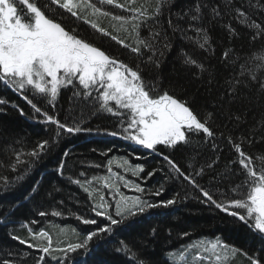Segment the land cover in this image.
<instances>
[{"label":"snow or ice","instance_id":"6c2138e0","mask_svg":"<svg viewBox=\"0 0 264 264\" xmlns=\"http://www.w3.org/2000/svg\"><path fill=\"white\" fill-rule=\"evenodd\" d=\"M174 2L175 0H157L155 9L149 13L147 9L135 6L137 0H124L123 3L118 0H0V86L20 94L34 116L42 117L46 124L55 125L57 138L39 141L29 152L13 150L14 158L0 160V167L18 173L15 184H19L31 174L34 165L55 148L62 134L95 132L120 137L158 155L168 166L169 179L186 182L198 193L201 203L219 210L226 218H230L226 219L227 224L246 228L249 234L259 241V247L252 255L242 248L226 243L218 236L212 240L196 241L187 245L180 253L184 264H231L232 258L238 254L245 256L248 264H264V156L259 157L257 163L242 147L245 138L233 140L231 136L225 137L237 156L230 165L236 167L226 165L222 172L213 176L216 183L211 188L202 187L196 177L202 175L205 169L202 167L194 174L182 170L173 157L178 152H188L196 136L202 135L204 139L212 138L214 141L216 133L209 126L213 113L201 116L194 107V100L178 96L177 89L183 86L173 83L164 86L160 72L166 53L173 47V36L179 33L183 38L191 40L193 37L189 36V33H194L198 47L210 49L211 39L207 25L222 20L229 12L233 19L255 29L253 40L264 36V24L257 23L248 12V9L264 11V0H256V3L248 0L247 8L244 5L231 8L232 0H227L223 6L218 3L210 4L208 0H194L191 7L176 12L173 18L171 5ZM98 4L114 6L131 15L114 14ZM165 11L169 12L167 23L171 35L159 24L158 17ZM100 16L110 17L115 21L112 25L115 31L128 32L131 28L135 33V43H126L124 39L91 19ZM149 21L153 23L149 37L141 38L139 30L147 26ZM80 22L90 26L101 36L129 49L141 59L145 67L141 68L140 63L130 66L80 36L77 31ZM224 27L230 36L237 35L236 29L230 23H226ZM145 52L151 53L146 60L143 59ZM223 56L227 60L229 52L225 51ZM182 63L185 66H195L201 72L206 71L203 64L186 53L183 54ZM146 70L151 73L147 79L144 75ZM241 75H244L243 71ZM251 79H257L255 74ZM239 84V79L230 82L233 97L236 95L235 86ZM260 87L264 89V79L260 81ZM65 88L73 89L72 98L78 104L89 108L90 116L107 114L114 117L116 130L84 127L83 111L80 112L81 119L70 117L71 123H61L54 115H49L38 106L41 100H44L48 105L55 107L61 90ZM10 103L0 98V112ZM11 106L16 108L21 116L26 115L23 108L14 104ZM240 119V116L235 117L237 122ZM220 135L223 136L222 133ZM246 140L247 143H252L251 136ZM211 147L216 149L217 144L213 142ZM68 155V151L63 153L64 158ZM218 159L219 157H216L208 163L207 168L212 169ZM64 167L65 161L62 159L55 173L63 176ZM118 167L136 177L145 171L142 165L133 167L127 160ZM108 171H112L110 165ZM156 171L154 169L148 172L142 179L153 177ZM79 176L82 179L69 177V181L79 186L89 198L93 197V192H100V188L92 189L91 186L94 181L99 183L101 179L107 196L100 194L99 202H93L92 218L78 216L77 219L84 225H97L95 217H103L106 222L90 231L80 242L68 243L64 248H53L51 236L43 230L32 233L33 239L46 240L43 247L19 236H11L10 238L19 244L27 245L29 249L35 248L42 253L36 264H43L45 256L56 260L57 264H71L69 253L79 251L81 255L87 254L91 250L89 244L94 238L111 243L107 240L109 235L134 231L140 224L139 218L150 210L168 209L178 203L177 197L156 201L148 199L159 197L164 186L161 184L156 190L147 191L140 183L126 179L120 172L114 173V180L107 177H87L85 172H81ZM118 181H123L124 188L140 195H123ZM12 187L13 184L6 177H0V194L11 190ZM39 189L40 181H36L25 199L38 196ZM55 191H59V188ZM108 197L117 200L114 212L113 205L107 202ZM51 214L61 215L59 211ZM9 215L6 214L5 219ZM38 215L45 216L47 213L40 211ZM0 223H4V219H0ZM150 231L155 235L157 230L152 228ZM29 232H32L31 228ZM183 235L188 236L189 233L185 232ZM116 244L118 246L114 247L113 251L125 256L128 264H153L152 258L143 254L142 242L138 247L134 239L125 237L117 240ZM54 252L62 255L53 256ZM11 255L12 253H9V256ZM0 264H16V261L0 259Z\"/></svg>","mask_w":264,"mask_h":264},{"label":"trees","instance_id":"16d2710c","mask_svg":"<svg viewBox=\"0 0 264 264\" xmlns=\"http://www.w3.org/2000/svg\"><path fill=\"white\" fill-rule=\"evenodd\" d=\"M118 2L123 3L124 0H118ZM208 2L223 6L227 0H208ZM252 2L256 3V0ZM156 3L157 0H137L135 6L143 7L151 13ZM193 4L194 0H175L171 5L173 18L176 12L188 9ZM247 4L248 0H232L230 7L237 8L244 5L247 8ZM109 9L112 12L114 10V13L118 11V8L115 9L114 6H110ZM248 12L257 23L264 24V11L248 9ZM168 17L169 12L165 11L158 17V20L163 29L171 35L167 23ZM93 18L102 27L124 39L126 43H135V33L131 31V28L128 32L115 31L112 25L116 22L110 17ZM226 23H230L236 29L237 35H229L224 27ZM152 27V21H149L147 26L141 27L140 37L148 38ZM207 27L211 39L210 49H200L194 33H189V36L193 37L191 40L177 33L172 37L173 47L166 53L160 72L164 86L169 83L183 86L177 89L178 96L194 100V107L201 116L209 112L213 113L209 126L216 133L214 141L212 138L204 139L202 135L196 136L188 152L181 151L173 157L182 170L193 174L203 167L205 171L196 177L197 181L202 187L211 188L216 183L213 176L222 172L226 165H230V162L237 158L234 149L225 137L231 136L233 140L245 138L242 147L254 157L257 163L259 157L264 156V89L260 87V81L264 79V36L253 40L255 29L233 19L230 12L224 15L222 20L213 22ZM77 31L83 38L130 66L140 63L141 68L145 67L141 59H138L129 49L94 32L83 22H80ZM225 51L229 52L227 60L223 56ZM185 53L203 64L206 71L201 72L195 66H185L182 63ZM150 54L145 52L143 59L146 60ZM242 71L244 75H241ZM253 74L257 77L256 80L251 79ZM144 75L147 79L150 78L151 73L146 70ZM235 79H239L240 84L235 86L236 95L233 97L230 82H234ZM72 91L71 88L62 89L55 102V107L48 105L44 100H41L38 106L47 111L49 115H54L61 123H71L70 117L81 119L80 112L83 111L84 127L116 130L114 117L107 114L90 116V109L83 104H78L72 98ZM0 98L11 102L4 111L0 112V160L6 161L14 158L13 150L29 152L39 141L57 139L56 126L44 123L42 117L34 116L30 106L20 94L0 86ZM12 104L23 108L26 115L21 116L16 108L11 106ZM236 116L241 117L239 122L235 120ZM221 133L223 136L220 135ZM250 136L251 144L246 140ZM213 142L217 144L216 149L211 147ZM65 151L69 153L67 158L63 157ZM216 157L219 159L216 160L214 167L208 169L207 164ZM113 158L122 162L127 160L133 167L142 165L145 171L140 173L139 177L133 176L131 172H126V175L122 174L126 179L140 183L147 191H154L161 184L164 186L159 197H148V199L156 201L177 197L178 203L168 209L150 210L139 218L140 224L134 231L109 235L107 240L111 243L97 241L94 238L89 244L91 250L87 254L81 255L79 251L69 253L71 264H128L125 256L113 251L114 247L118 246L116 241L125 237L134 239L138 247L142 242L143 254L151 257L153 264H171L166 259L167 252L175 253L184 248L186 244L198 239L212 240L218 236L226 243L244 249L249 255H252L259 247V241L252 237L246 228L227 224L225 221L230 218H226L219 210L201 203L198 193L186 182L169 179L167 177L168 166L158 155L120 137L93 132L75 135L62 134L55 148L37 162L31 174L19 184H15V177L18 173L0 167V177H6L13 184L11 190L0 194V219H4V223H0V259H12L16 261V264H36L35 261L40 256L37 250L29 249L27 245H21L10 238L19 236L33 243L29 228L32 230L31 233H38L41 230L47 232L52 239H55L54 248H64L68 243L80 242L90 231L105 223L103 217H95L97 225H84L77 217L92 218L94 214L91 211V205L93 202H99L100 194L107 196V190L100 189L102 190L100 193L93 192V197L89 198L79 186L69 181V177L81 178L79 174L85 172L87 177L105 178L106 174H109L108 167ZM62 159L65 161L63 176H58L55 169ZM95 165L101 167L97 168ZM230 166L236 167L235 165ZM154 169L157 171L153 177L142 179ZM118 171L124 170L118 168ZM36 181H40L39 195L25 199ZM97 184L99 183L93 182L94 189L97 188ZM57 188L59 191H55ZM120 191H122L121 187ZM130 194V197L140 195L135 191ZM107 202L113 205L112 211L114 212L117 200L108 197ZM40 211L46 212L47 215H38ZM54 211H59L61 215L53 216L51 213ZM6 214H10L7 219H5ZM152 228L157 230L155 235L151 234ZM59 230H67L70 233L66 237L60 235ZM185 232L189 235L184 236ZM43 246L45 245L42 244L40 247ZM9 253L12 255L9 256ZM61 255L62 253L59 252L53 253V256ZM43 264H57V261L45 256ZM231 264H248V260L245 256L238 254L232 258Z\"/></svg>","mask_w":264,"mask_h":264},{"label":"rangeland","instance_id":"374dc122","mask_svg":"<svg viewBox=\"0 0 264 264\" xmlns=\"http://www.w3.org/2000/svg\"><path fill=\"white\" fill-rule=\"evenodd\" d=\"M98 6H101V7H103L105 10H108V11H111L112 12V10H110L109 8H110V6H108V5H99L98 4ZM111 7H113V6H111ZM115 8V7H114ZM115 9H117V8H115ZM118 11L116 12V13H114L115 11L113 10V13L114 14H119V12H121V14H123V15H131V13H127V12H124L123 10H121V9H117ZM97 18V17H96ZM92 19H94L93 17H92ZM135 145V144H134ZM121 163H123L122 161H120V160H117V159H115V158H113L112 159V161H111V164H112V166L111 167H113L114 166V168H112V171H114V173H116V172H119L118 171V166H119V164H121ZM110 164V165H111ZM123 170V169H122ZM114 173H110L109 172V174L107 175L106 174V177L107 178H109L110 180H114L115 179V176H114ZM124 175H126V172L125 171H122V172H120V174L122 175V176H124ZM126 178V177H125ZM118 183V185H120V187L122 188V191H120L121 193H123V195H125V196H128V197H130L131 196V192L132 191H128V189H126V188H124L123 187V181H118L117 182ZM103 179H101L100 180V182H99V184H97L96 185V187H100V189H103V191H105V189L103 188ZM94 185H92L91 186V188L92 189H94ZM100 192H102V190H100ZM99 192V193H100ZM118 199V198H117ZM114 210H115V208H114ZM60 231V235H64V236H66V237H68V233H70L69 231H67V230H59ZM70 235V234H69ZM30 237H31V239H32V242H33V244H39L40 246H42V244H46V240L45 239H43V238H36V239H33V237H32V233H30ZM61 240H65V239H62L61 238ZM201 239H198V240H195V241H193V242H196V241H200ZM52 241H53V243H54V241H55V239H52ZM57 241L58 242H60L58 239H57ZM193 242H191V243H193ZM53 243H52V247L54 248L55 246L53 245ZM191 243H188V244H186L185 245V247L187 246V245H189V244H191ZM184 247V248H185ZM184 248H182L181 250H179V251H177V252H175L176 253V256L177 257H180V253L184 250ZM171 258V257H170ZM183 264H184V261H183Z\"/></svg>","mask_w":264,"mask_h":264},{"label":"bare ground","instance_id":"6f19581e","mask_svg":"<svg viewBox=\"0 0 264 264\" xmlns=\"http://www.w3.org/2000/svg\"><path fill=\"white\" fill-rule=\"evenodd\" d=\"M37 253H39L40 255L42 254L38 251H37ZM166 255H168V257H166V259L169 260L171 262V264H183V261H181L180 257L176 256V253H173V252L168 253L167 252Z\"/></svg>","mask_w":264,"mask_h":264}]
</instances>
